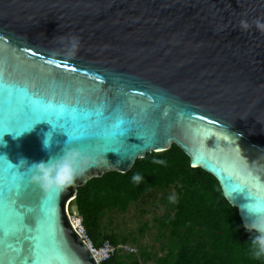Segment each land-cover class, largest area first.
<instances>
[{"label": "water", "instance_id": "95a60500", "mask_svg": "<svg viewBox=\"0 0 264 264\" xmlns=\"http://www.w3.org/2000/svg\"><path fill=\"white\" fill-rule=\"evenodd\" d=\"M257 17L264 0H0V116L41 121L19 136L0 133V157L28 184L16 201L23 223L0 213V264H99L69 213L77 188L172 145L250 224L245 206L264 202V34L239 21ZM66 36L79 38L74 56ZM33 100L66 111L52 125L26 111ZM71 112L79 141L61 128ZM113 132L117 151L105 152ZM69 146L93 165L83 178L59 194L30 183L33 163ZM10 186L0 183V193Z\"/></svg>", "mask_w": 264, "mask_h": 264}, {"label": "trees", "instance_id": "16d2710c", "mask_svg": "<svg viewBox=\"0 0 264 264\" xmlns=\"http://www.w3.org/2000/svg\"><path fill=\"white\" fill-rule=\"evenodd\" d=\"M163 159L166 165L153 164ZM144 177L133 184L131 177ZM173 190L175 202L168 197ZM161 192L162 214L154 218L159 241L166 240L158 254L138 250L137 254L114 251L100 264H264L250 253L254 234L247 232L237 210L224 199L216 179L199 168H191L188 157L175 145L161 153H149L137 159L126 173L108 172L77 188L69 203L80 218L89 240L97 247L105 242L114 247L126 245L128 237L109 234L106 214L124 213L132 203L148 194ZM136 244V240H130Z\"/></svg>", "mask_w": 264, "mask_h": 264}, {"label": "clouds", "instance_id": "9594fccd", "mask_svg": "<svg viewBox=\"0 0 264 264\" xmlns=\"http://www.w3.org/2000/svg\"><path fill=\"white\" fill-rule=\"evenodd\" d=\"M255 28L261 34H264V18L257 17L249 22L246 19L239 21V28L242 31H248ZM53 39H57L54 37ZM61 42H66V54L74 56L79 46V38L76 36H66L59 38ZM52 134L47 133L43 141V147L48 150L51 145ZM24 164L25 160H21ZM153 164L166 165L163 159H154ZM93 165L78 150L67 147L64 154L59 158L52 157L48 161L33 163L28 169L30 174V183L38 186L44 193L59 194L67 188L74 186L78 180L83 178ZM133 184H140L144 177L136 173L131 177ZM170 202H175L174 196L168 197ZM247 214L255 217L250 224H244L243 227L249 233H253V239L250 243V253L255 259H264V202L255 201L245 206Z\"/></svg>", "mask_w": 264, "mask_h": 264}, {"label": "snow or ice", "instance_id": "6c2138e0", "mask_svg": "<svg viewBox=\"0 0 264 264\" xmlns=\"http://www.w3.org/2000/svg\"><path fill=\"white\" fill-rule=\"evenodd\" d=\"M47 63L52 64L51 60H48ZM67 67L65 62H61L60 64H56V68ZM0 90L7 92V85L0 83ZM60 112L54 113L52 111V105L41 104L39 100H33L25 105L26 111L35 112L37 110L42 111L47 119L45 121L49 122L53 125L54 119H60L61 113H64L65 107L60 105ZM102 115V113H99ZM63 124L61 128L64 129L67 135H69L70 139L73 140H81L83 137L79 134V129L75 126V121L77 120L76 115L71 112L70 115H64L62 117ZM41 121L35 122H22L15 113L10 115L0 116V133L14 132L16 136H19L22 132L31 131L33 126ZM69 126H71V131H69ZM123 133L120 132V135ZM112 138L107 139L104 138L103 143V151H117L116 148L112 147V139L116 137L115 132L111 134ZM2 142V140H0ZM27 173H22L17 170L11 163L8 162L6 157H0V183L4 181H8L10 183V187L4 188L3 192L0 193V213H10L9 223L22 224L23 217H21L16 210V201L20 197L21 193L27 189L28 184L23 183V177ZM51 198V195L49 196ZM5 233L7 232V227L4 228Z\"/></svg>", "mask_w": 264, "mask_h": 264}, {"label": "rangeland", "instance_id": "374dc122", "mask_svg": "<svg viewBox=\"0 0 264 264\" xmlns=\"http://www.w3.org/2000/svg\"><path fill=\"white\" fill-rule=\"evenodd\" d=\"M171 196H174L173 190L170 191ZM162 196L161 192L155 191L148 194L141 201L132 203L128 210L124 213L118 211H112L106 214L104 224L109 222L106 226V231L109 234H115L119 238L128 237L129 242L126 247L134 248L138 253V250H144L150 254H158L160 248H165L166 240L159 241L157 234L155 217H159L162 214L161 203L159 201ZM72 218L78 222V218L75 209L72 208ZM134 238L136 244H132L130 240ZM128 253V252H126ZM145 264V263H141ZM152 264V263H146Z\"/></svg>", "mask_w": 264, "mask_h": 264}, {"label": "built area", "instance_id": "2783aa9c", "mask_svg": "<svg viewBox=\"0 0 264 264\" xmlns=\"http://www.w3.org/2000/svg\"><path fill=\"white\" fill-rule=\"evenodd\" d=\"M72 222L75 224L76 229L78 230V232L81 234L82 238L85 240V242L87 243L91 253L93 254V256L95 257V259L97 260V262L100 264L102 262H104L106 259L109 258V256L116 250V251H120V253H126L128 252L129 254L132 253L134 254L136 252V250L134 248H130V247H126L125 245H117L116 247H114L113 245H111L108 242H105L103 245L97 247L95 246L87 237V235L84 232V229L80 223V221L76 222L72 216H71Z\"/></svg>", "mask_w": 264, "mask_h": 264}]
</instances>
